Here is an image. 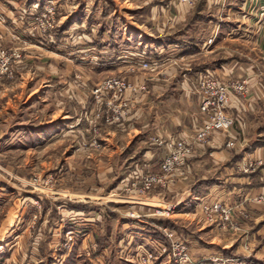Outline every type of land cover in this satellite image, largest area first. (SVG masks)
<instances>
[{
	"label": "rangeland",
	"instance_id": "374dc122",
	"mask_svg": "<svg viewBox=\"0 0 264 264\" xmlns=\"http://www.w3.org/2000/svg\"><path fill=\"white\" fill-rule=\"evenodd\" d=\"M207 2L186 6L185 18L161 27L153 24L150 8L155 6L154 15L169 17L168 22L180 0H0V264H138L141 247L154 253L147 264H180L181 259L219 264L210 260L221 257L227 264H250L264 256V223L255 219L246 235L219 231L217 221L193 208L194 197L173 214L156 213L158 207L166 209L163 202L175 209L188 174L196 180L218 176L221 167L213 164L206 144L197 145L206 154L188 158L165 187L143 195L129 190L128 180L136 170L142 175L160 173L166 152L155 154V138L174 137L176 119L192 123L194 132L204 121L180 91L183 72L202 67L218 81L234 82L233 72H210L226 58L247 66L261 54L251 44L224 41V35L235 34L227 26L220 29L221 36L211 35L214 23L224 17V10L213 13L219 3L226 2V8L239 2ZM130 29L165 42H151V49L139 52L137 44L146 41L149 47V40ZM182 40L183 48L177 44ZM138 56L151 66L143 68ZM262 67L257 84L264 89ZM111 79L130 84L120 97L128 105L118 122L106 105L112 94L96 92ZM253 94L261 113L249 117L256 110L246 107V97H239L244 108L238 116L230 114L231 128L244 129L251 119L264 122L260 93ZM231 128L216 134L227 135ZM251 130V139L236 140L241 146L232 151L235 156L250 152ZM245 164L250 173L261 162ZM198 189L201 195L204 188ZM257 210L264 208L256 206L253 212ZM252 230L255 236L250 237Z\"/></svg>",
	"mask_w": 264,
	"mask_h": 264
},
{
	"label": "crops",
	"instance_id": "0c3cea01",
	"mask_svg": "<svg viewBox=\"0 0 264 264\" xmlns=\"http://www.w3.org/2000/svg\"><path fill=\"white\" fill-rule=\"evenodd\" d=\"M207 1H208L207 2L208 5H211V2L215 0H207ZM218 1H224V0H216V2ZM232 1L233 2L237 1L239 2V4L236 7L227 6L226 8H224V6L226 5V2L225 3L222 2L221 4L219 3V7L216 9L217 12H213V13L219 14L221 10H224L223 11L224 17H223V20L221 21L217 20L216 23H214L215 27L213 28L214 31H212L211 35H215L216 38L219 36V34L221 36L220 29L222 31L227 26L235 34H231V35L226 34V36L224 35L223 36L224 41L231 42V43L242 42L244 44H251V46H253L256 51L259 52L258 49H260L261 54L259 55L257 53L256 59L252 60L250 64H247V66H244V62H241L240 59L238 61L236 60V58H229V59L226 58L225 60L222 61V63L220 62L217 64L219 65L217 69H214V70L212 69L210 73L214 74L215 76H217V74L221 76H227V75L231 76L230 74H232L233 72L234 73L233 78L237 79L236 81H242V80L246 81L249 91H248V94L246 95V100H245V102L247 101V103H244V104H246V107L248 104V108H250L251 110H256L255 112H252V114H249V117L252 115L256 119L257 118L256 114L261 113L260 112L261 108L259 107V103L256 102L255 104H253V102L255 101L253 91H257L260 93L259 101L263 103L262 105L264 107V89H261L259 84H257L258 81H262L261 79L257 78L261 76V70L258 69V66L264 67V64L261 65L262 63H264V56L262 54V50L264 49V37L260 30L261 26L258 25L259 24L258 20H256L257 18L256 4L260 5L261 2L259 1L260 2L259 3L256 0L255 1L242 0V2L241 0H230V1L228 0L227 4L232 5L233 3ZM115 9L116 7H114V10ZM139 9H140L138 11L139 13H144L143 8H139ZM150 9H151L150 17L153 19L152 20L153 24L159 23L158 25H161V27H164L165 25H168V24L170 27L171 22L175 21V19L185 18L187 11H188L187 10L188 7L186 8V6L183 4L177 6L175 10L176 14H173L174 12L170 10L169 16L171 18L167 22V19L169 17H167L166 19L164 16L160 17L157 15H154L158 11L156 10L155 6L151 7ZM218 19H220V17ZM126 23L127 22L124 21V24ZM130 30L132 31L133 34H135L134 33L135 30H132V29ZM217 30L219 31L217 32ZM140 34L143 35L146 40H149L150 45L149 47H147L148 42L146 41H142L141 44H137L139 48H141L140 50H138L139 52L140 51L142 52L143 50L146 51V49H151L152 48L151 42L157 43L159 45L165 42V41L163 42L158 41L156 38L155 40H150V38H148L146 33L137 32V34L135 35H137L140 38L141 37ZM238 34H239V37H238ZM233 35H236V39H234ZM177 44L179 46L181 45V48L186 46V42L184 40H182L181 42L178 41ZM143 45L144 47H142ZM173 50L175 51L177 50L176 52L179 53V50L175 49V47ZM106 52L107 50H105L104 53ZM130 53H133V52H130ZM204 70L205 69H203L202 67L199 68L198 70L197 69L195 70L186 69L183 72L182 77H180L182 79H180L178 82L181 88L180 91L183 92V96L185 95L184 97L187 100L190 99L193 102L194 104L193 111L197 113L196 116H198V119H199V116L201 115H199V112H198V100H196V95L192 93L194 92L193 91L194 80L193 82L191 81L193 78L195 79L198 76V74L202 73V71ZM172 76L174 78L176 77L173 74ZM190 97L195 98V100ZM196 101H197V104H196ZM241 102H242L241 99L232 95L228 113L231 115H237V116L239 115V113H242V109L244 108V106ZM250 106H252V108ZM193 114L194 113L191 112V115ZM182 117L184 118L185 116L183 115ZM173 123L175 124V127H176V130H174L175 136L179 135V136H185L186 138H190L193 136V133L196 132V131L194 132V128L191 127L192 123L190 122H185L183 120L176 119L175 122ZM237 124L242 125V122L241 124L240 123H237ZM244 124H245L244 129L240 128V126L237 128L234 125V127L231 128V130L228 132L227 135L226 134H215L211 138V140L206 144L205 147L208 150L209 157L213 159L212 160L213 164H215L216 167L217 166L221 167L218 170V176L215 178V180H213L212 178H209L211 179L209 180L207 178H204L203 176L201 177V179L196 180L194 176H192L191 174H188L187 179L183 182V190L185 191V193L183 192L179 201L175 203L176 205H173L175 206V208L181 209L182 204L189 201L191 198L194 197L193 200L196 202L199 198L205 195H208L211 192L214 196L222 197L223 199L227 195L226 194L227 192L231 193L232 191L244 192V193H247L248 195H256V194H260L264 192V138H263L264 137V122L262 124H257L255 120L251 119V121H248ZM249 130H251V136L252 137L254 136L252 138L254 139V143L250 146V152L247 150H244L243 152H240L241 154L235 156L232 151H236V149H238L237 147L241 146V143H239L240 142L239 140L251 139V138H248ZM236 140L239 142L236 143ZM229 141L234 142L233 144L234 147L231 149L225 146V143ZM154 147L156 148V150L154 151L156 155L159 154L157 153L159 151H165V149L162 146L160 147V146L154 145ZM195 149H196V152L193 155V158L198 157L200 155H204V153L206 154V152L205 151L203 152L202 149H200V147H196ZM196 153H199V154H196ZM144 156H147V155L144 154ZM151 156L153 157V154ZM147 157H150V156H147ZM254 159H256V161L261 162V165L257 168L255 172L251 171L250 173H243L239 170L238 166L245 164L246 161L248 160H254ZM242 161L243 163H241ZM249 162H253V161H249ZM201 187L204 188L203 190L204 192L201 195H197L199 194L198 188H201ZM229 196H226V197H229ZM163 204H166L165 206L167 207L172 206L165 202H163ZM158 208H162V207H158ZM251 214L253 215L254 217L253 219H255V221L260 222L262 224L264 223V210H261V211L257 210L253 212V209H252ZM188 215L190 214H186L185 216L188 217ZM254 234H255L254 231L250 232L249 236L250 237L255 236ZM5 246L7 247V245ZM260 252L261 253L264 252V247L262 248V251ZM259 259L261 261L251 260L250 264H264V261H263L264 256H262ZM243 263L247 264V262H243Z\"/></svg>",
	"mask_w": 264,
	"mask_h": 264
},
{
	"label": "built area",
	"instance_id": "2783aa9c",
	"mask_svg": "<svg viewBox=\"0 0 264 264\" xmlns=\"http://www.w3.org/2000/svg\"><path fill=\"white\" fill-rule=\"evenodd\" d=\"M197 1L200 0H180L183 5L188 7H192ZM256 1L261 2H259L260 5L258 4V16L264 21V0ZM45 12L49 13L50 11L45 10ZM40 16L45 18L46 14H41ZM38 21L41 22L42 20L38 19ZM138 57V60L142 61L141 65L143 68L151 66V64L144 61L145 59L142 56ZM129 89L130 84L128 82L111 79L103 84L102 89L96 91L102 90L112 94V99L107 101L106 105L108 109L116 112L114 122L120 120L121 110L128 105V101L121 100L120 97ZM102 91L100 92V96H102ZM193 91L198 99L199 114L204 117L202 125L196 129L195 136L186 138L185 136L177 135L167 140L155 138L154 145L162 146L166 152L160 163V173H146L142 175L136 170L133 172L135 176H131L130 180H128L129 190H136L139 194L143 195L152 188L165 187L171 183L172 177L179 174L185 168V161L193 156V151L197 145L202 146L207 144L214 133L227 132L233 126L234 118L227 111L231 103V96L244 98L249 90L247 82L244 80L234 82L218 81L211 75L202 72L195 79ZM107 122L112 123L110 116H108ZM233 144V141H229L226 143V147L231 149L234 147ZM249 167L248 164L238 166L243 173H248L250 171ZM235 198H238V200L234 203L233 199ZM256 206L264 208V192L247 196H238L237 192H231L230 196L224 199L214 196L211 192L199 198L194 204V209H198L200 214H206L211 222L217 221V230L227 231L231 229L234 233L246 235V230L253 221L249 210L254 209ZM176 209L166 207V209L159 208L155 210L156 213L169 215L173 214V211ZM241 247L244 251H249L246 246L241 245ZM153 255L152 251L143 247L139 248L136 256L140 259L141 263L138 264L149 263L151 259L153 260ZM226 260L227 258L221 257L212 258L210 261L227 264ZM188 261L181 259L180 264H187Z\"/></svg>",
	"mask_w": 264,
	"mask_h": 264
},
{
	"label": "bare ground",
	"instance_id": "6f19581e",
	"mask_svg": "<svg viewBox=\"0 0 264 264\" xmlns=\"http://www.w3.org/2000/svg\"><path fill=\"white\" fill-rule=\"evenodd\" d=\"M140 38L142 39L143 37L141 36Z\"/></svg>",
	"mask_w": 264,
	"mask_h": 264
}]
</instances>
